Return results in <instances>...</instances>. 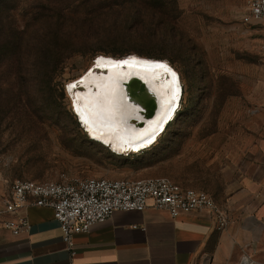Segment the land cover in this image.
<instances>
[{
    "label": "rangeland",
    "instance_id": "rangeland-1",
    "mask_svg": "<svg viewBox=\"0 0 264 264\" xmlns=\"http://www.w3.org/2000/svg\"><path fill=\"white\" fill-rule=\"evenodd\" d=\"M0 8V28H40L44 35L58 11L74 22L98 15L115 31L153 27L157 46L141 41L108 49L168 55L184 92L175 121L154 146L119 155L90 139L67 90L104 54L98 46L67 58L60 72L48 73L41 65L27 66L18 77L0 72V171L12 181L166 177L190 187L203 171V119H231L239 99L263 79L264 26L243 21L247 0H0ZM138 11H145L140 23L133 20ZM33 41L31 34V51ZM31 51L33 64L39 54Z\"/></svg>",
    "mask_w": 264,
    "mask_h": 264
},
{
    "label": "crops",
    "instance_id": "crops-1",
    "mask_svg": "<svg viewBox=\"0 0 264 264\" xmlns=\"http://www.w3.org/2000/svg\"><path fill=\"white\" fill-rule=\"evenodd\" d=\"M239 100L231 119H203V171L188 182L227 215L225 228L210 210L116 211L71 250L51 208L6 210L13 181L0 171V264H264V71ZM22 216L28 231L5 227Z\"/></svg>",
    "mask_w": 264,
    "mask_h": 264
},
{
    "label": "built area",
    "instance_id": "built-area-1",
    "mask_svg": "<svg viewBox=\"0 0 264 264\" xmlns=\"http://www.w3.org/2000/svg\"><path fill=\"white\" fill-rule=\"evenodd\" d=\"M243 21L264 26V0H247ZM26 206L51 208L59 223L62 239L71 250L76 234L89 231L116 211L142 212L153 207L177 217L186 212L210 210L219 229L228 224L227 215L207 192L185 187L166 177H86L69 182L15 179L6 210L15 212ZM4 225L15 234L26 232L30 227L29 220L23 216Z\"/></svg>",
    "mask_w": 264,
    "mask_h": 264
},
{
    "label": "bare ground",
    "instance_id": "bare-ground-1",
    "mask_svg": "<svg viewBox=\"0 0 264 264\" xmlns=\"http://www.w3.org/2000/svg\"><path fill=\"white\" fill-rule=\"evenodd\" d=\"M100 58H103L101 66H97ZM132 58L167 64L177 74L179 92L176 98H173L176 85L172 83L173 78L169 73L141 64L114 67L107 63ZM136 77L145 81L146 96L157 101V111L153 117L146 118L141 113L144 107L139 99L130 95L129 86ZM73 84L76 86L70 89L69 86ZM67 90L72 93L73 113L86 127L90 138L119 155L139 153L154 146L165 133L169 122L175 119L183 96L179 73L167 60L136 54L124 58L99 55L96 65L92 64L81 76L70 81ZM81 116L86 118L87 123ZM142 120L145 123L143 126L136 123Z\"/></svg>",
    "mask_w": 264,
    "mask_h": 264
},
{
    "label": "trees",
    "instance_id": "trees-1",
    "mask_svg": "<svg viewBox=\"0 0 264 264\" xmlns=\"http://www.w3.org/2000/svg\"><path fill=\"white\" fill-rule=\"evenodd\" d=\"M129 1L131 0H123V2ZM144 12L145 11H138L132 13L134 14L133 20L135 22L139 21L140 23L144 20ZM2 14L3 12L0 8V16ZM49 22L51 26L46 32V35L41 33L42 30L40 28H35L34 30L30 28H23L20 30L16 26L0 28L1 73L11 72L18 77L24 70H27V66L29 68L30 66L36 67L38 65H41L48 73H56L63 69L64 61L67 58L75 53L84 54L86 52L85 50L89 49L91 46H98L96 51L103 52L107 55L124 56L130 54L134 50L128 48L127 50L118 51L117 49H108V46L120 43L130 45L141 41L149 43L150 45L153 44L152 46H157V42L160 41L157 39L158 31L153 27L145 26L135 28L134 30L124 29L115 31V29L108 27L98 15H91L87 18H83L79 22H74L63 12L58 11V13L53 12V14H51ZM31 34L34 35V48L32 51L30 43ZM40 36H45L43 41L39 40ZM78 42L82 44L80 49L77 48ZM30 51L32 53L38 52L39 54L38 61L33 64H31ZM140 54L147 55L150 58H170V60L174 62L171 57L165 54ZM41 61H43V63H41ZM182 94L184 95L183 90ZM182 100L183 97H181V101ZM174 121L169 122L167 129Z\"/></svg>",
    "mask_w": 264,
    "mask_h": 264
},
{
    "label": "water",
    "instance_id": "water-1",
    "mask_svg": "<svg viewBox=\"0 0 264 264\" xmlns=\"http://www.w3.org/2000/svg\"><path fill=\"white\" fill-rule=\"evenodd\" d=\"M99 55L102 54H98L97 56H95V58L92 60L90 66L96 65V60L99 57ZM106 56H112V55H107ZM132 54H127L124 56H112V57H117V58H124V57H129ZM130 95L132 98H137L139 99L140 103L143 105L144 109H141V113L146 117V118H150L153 117L157 111V101L153 98V97H148L146 96V93L148 92L146 89V84L145 81H142L140 78H134L131 80L130 83ZM139 88V89H138ZM80 120V119H79ZM138 123V125L143 126L144 120L136 122Z\"/></svg>",
    "mask_w": 264,
    "mask_h": 264
},
{
    "label": "snow or ice",
    "instance_id": "snow-or-ice-1",
    "mask_svg": "<svg viewBox=\"0 0 264 264\" xmlns=\"http://www.w3.org/2000/svg\"><path fill=\"white\" fill-rule=\"evenodd\" d=\"M102 60H103V58L98 59L97 66H101V61ZM107 63L112 65V66H114V67H121V66H123L125 64H127L129 66H134L136 64H141V65L146 66V67L151 68V69H161L164 72L169 73L172 76V78H173L172 79V83L174 85H176L175 92L173 94V98L174 99L176 98V95L179 92L177 74L165 63H159V62L153 63V62H148V61H137L135 58H132V59H129V60H124V61H119V62L107 61ZM75 86L76 85L73 84V85H70L69 88L71 89V88H74ZM76 111L79 113L80 109L77 107ZM81 118L84 120L85 123H87L86 118H84L83 116H81Z\"/></svg>",
    "mask_w": 264,
    "mask_h": 264
}]
</instances>
